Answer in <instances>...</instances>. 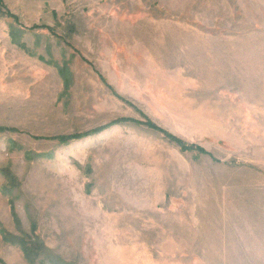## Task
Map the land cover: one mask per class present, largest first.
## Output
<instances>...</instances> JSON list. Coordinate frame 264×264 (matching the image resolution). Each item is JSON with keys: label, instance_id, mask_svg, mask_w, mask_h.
<instances>
[{"label": "rangeland", "instance_id": "obj_1", "mask_svg": "<svg viewBox=\"0 0 264 264\" xmlns=\"http://www.w3.org/2000/svg\"><path fill=\"white\" fill-rule=\"evenodd\" d=\"M3 2L0 264H264V0Z\"/></svg>", "mask_w": 264, "mask_h": 264}, {"label": "trees", "instance_id": "obj_2", "mask_svg": "<svg viewBox=\"0 0 264 264\" xmlns=\"http://www.w3.org/2000/svg\"><path fill=\"white\" fill-rule=\"evenodd\" d=\"M3 6H5L4 2H3V0H0V9L1 10L2 9H6V6H5V8ZM63 67L64 68L60 69V73L64 77V80L66 81L67 85H69L70 82H71L70 81V74L68 73L69 69L66 66H63ZM122 120H124V119H122ZM139 122H142V121H139ZM144 124L148 125L152 129L161 131L162 133H164V135L166 137H168L171 141H173V142L177 143L178 145H180L183 149L191 150V149H194V148H196V149L198 148L199 151L204 152V150L201 149V147H197V146L194 147V145H187L186 143H184V141H182L181 139L173 136L172 134L168 133L167 131H164L161 128L157 127L151 121L147 120ZM7 129L8 128H6V127H1L0 128V132L6 131ZM94 131L98 133V132L103 131V129H96ZM87 135H89V133H85L84 135H72V136H68V137H66L64 135H60V136H56L54 138H57L60 142H68V140L71 139V138H80L82 136H87ZM14 146L17 147L15 144H14ZM4 173L6 174V176H8L9 179H11L10 175H9V173L7 171H4ZM4 191L8 192V193L11 192V190L9 188V183H8V185H5ZM10 200H11L12 207H14L13 199H10ZM8 237L11 238L13 242H16L17 244L20 245L25 258L28 261L33 262V261H36L38 259L39 255L41 254V249H42V244H40L38 242V240H36L34 238L32 239L28 235H26L25 237H21L20 238V237H13L10 234L5 233L4 234V238L7 240ZM2 264H5V263H2Z\"/></svg>", "mask_w": 264, "mask_h": 264}]
</instances>
